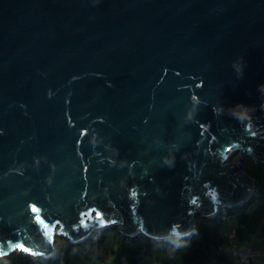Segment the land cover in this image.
Here are the masks:
<instances>
[{
	"label": "water",
	"instance_id": "water-1",
	"mask_svg": "<svg viewBox=\"0 0 264 264\" xmlns=\"http://www.w3.org/2000/svg\"><path fill=\"white\" fill-rule=\"evenodd\" d=\"M262 129L264 0H0V258L181 245L255 194Z\"/></svg>",
	"mask_w": 264,
	"mask_h": 264
},
{
	"label": "trees",
	"instance_id": "trees-1",
	"mask_svg": "<svg viewBox=\"0 0 264 264\" xmlns=\"http://www.w3.org/2000/svg\"><path fill=\"white\" fill-rule=\"evenodd\" d=\"M258 164L264 167V163L259 161ZM257 173L254 175L257 189L248 202L241 206L229 207L226 209L227 213L219 212L212 218L198 216L194 232L184 239L181 245L175 240L160 248L157 242H152L145 236H129L122 233L119 225L109 224L97 232V238H90L79 244L58 236L55 243L56 252L49 258L17 250L10 256L0 258V264H60L62 260H67L70 252L89 260L101 256L96 249L107 239L112 243V257L117 264H143V255L155 256L160 250H171L175 247L182 250V264H236L228 252L227 218L228 214L237 215L243 222H247L254 203L258 199L264 200V168ZM262 235L264 236V226Z\"/></svg>",
	"mask_w": 264,
	"mask_h": 264
},
{
	"label": "rangeland",
	"instance_id": "rangeland-1",
	"mask_svg": "<svg viewBox=\"0 0 264 264\" xmlns=\"http://www.w3.org/2000/svg\"><path fill=\"white\" fill-rule=\"evenodd\" d=\"M238 155L239 154L235 155L231 159V161L236 162L237 159L239 158ZM259 161L261 162L257 154H256V158H254L253 160H252V156L248 157L245 166L241 170V174L249 175L250 177L255 179L254 175L258 171L264 168L258 164ZM250 214H251L250 219L252 220V224L260 225L257 230V235L255 236L254 247L260 249L264 253V236L262 235L263 226H264V200L258 199L257 202L254 203V205L251 207ZM231 217L232 216L228 214V218ZM232 218H235L236 220L230 222V219H228V223H233L238 228H240V230H243L242 226H240V221L242 219L237 215H233ZM93 238H97V235L96 237L94 236ZM239 240L240 239L238 238L237 241ZM111 250H112V243L109 239H107L103 244L98 246L96 249V252L99 253L101 256L86 260L70 252L67 260L66 261L62 260L60 264H117L112 257ZM228 252L232 256L233 261L236 264H239L238 262L239 260L232 255V248L230 246L228 248ZM142 262L143 264H182L183 262L182 250L175 247V249H171V250H165V251L160 250L155 256L143 255Z\"/></svg>",
	"mask_w": 264,
	"mask_h": 264
},
{
	"label": "built area",
	"instance_id": "built-area-1",
	"mask_svg": "<svg viewBox=\"0 0 264 264\" xmlns=\"http://www.w3.org/2000/svg\"><path fill=\"white\" fill-rule=\"evenodd\" d=\"M238 230L230 228L227 234L228 245L232 248V255L235 256L241 264H263L264 253L260 249L244 248L239 249L235 241Z\"/></svg>",
	"mask_w": 264,
	"mask_h": 264
},
{
	"label": "crops",
	"instance_id": "crops-1",
	"mask_svg": "<svg viewBox=\"0 0 264 264\" xmlns=\"http://www.w3.org/2000/svg\"><path fill=\"white\" fill-rule=\"evenodd\" d=\"M232 217L231 218H227V223H228V219H230V222L236 220L235 218H232ZM240 226H242L243 230H240V228H238L233 223H228V228L229 227H234V228H236L238 230V233H237V236H236L237 247L239 249H244V248L258 249V248L254 247V244H255V236L257 235V230H258L260 225L252 224V220L250 219L247 222H243L241 220L240 221ZM255 226H257V227H255ZM229 229H228V231H229ZM238 238L240 239L239 241H237ZM230 251H231V249H230ZM238 262H239V264H241L240 261H238Z\"/></svg>",
	"mask_w": 264,
	"mask_h": 264
},
{
	"label": "snow or ice",
	"instance_id": "snow-or-ice-1",
	"mask_svg": "<svg viewBox=\"0 0 264 264\" xmlns=\"http://www.w3.org/2000/svg\"><path fill=\"white\" fill-rule=\"evenodd\" d=\"M201 127H202V125H201ZM133 195H135V193H133ZM33 211H35V207L33 206ZM22 247V246H21Z\"/></svg>",
	"mask_w": 264,
	"mask_h": 264
},
{
	"label": "clouds",
	"instance_id": "clouds-1",
	"mask_svg": "<svg viewBox=\"0 0 264 264\" xmlns=\"http://www.w3.org/2000/svg\"><path fill=\"white\" fill-rule=\"evenodd\" d=\"M202 127H203V125H202Z\"/></svg>",
	"mask_w": 264,
	"mask_h": 264
}]
</instances>
